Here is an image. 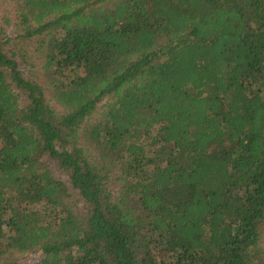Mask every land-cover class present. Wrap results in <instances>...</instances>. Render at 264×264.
<instances>
[{
  "label": "trees",
  "instance_id": "trees-1",
  "mask_svg": "<svg viewBox=\"0 0 264 264\" xmlns=\"http://www.w3.org/2000/svg\"><path fill=\"white\" fill-rule=\"evenodd\" d=\"M14 28L0 264H264V0H21Z\"/></svg>",
  "mask_w": 264,
  "mask_h": 264
},
{
  "label": "rangeland",
  "instance_id": "rangeland-1",
  "mask_svg": "<svg viewBox=\"0 0 264 264\" xmlns=\"http://www.w3.org/2000/svg\"><path fill=\"white\" fill-rule=\"evenodd\" d=\"M20 3L21 0H0V28H2L10 37H13L16 32V28H14V25L17 21L18 10L20 9ZM34 64L36 66L32 69V72H30L28 68L24 70L23 73L25 76H30L29 74L32 73L34 79H36L39 83L43 84L41 81L44 79V77L42 75L41 69L39 68V61L34 62ZM56 176H58L57 172H56ZM110 187L113 191H116L118 184L113 181L110 184ZM7 256L10 259H12L18 257V254L13 252V253H9ZM38 260H39V253H35L23 259L21 263L26 262L29 264H36Z\"/></svg>",
  "mask_w": 264,
  "mask_h": 264
}]
</instances>
